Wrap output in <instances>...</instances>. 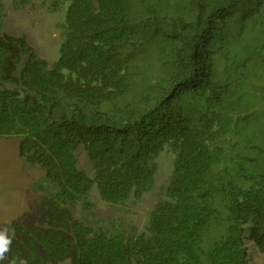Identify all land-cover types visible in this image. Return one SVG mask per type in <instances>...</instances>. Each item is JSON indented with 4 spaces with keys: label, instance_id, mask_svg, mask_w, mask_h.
Listing matches in <instances>:
<instances>
[{
    "label": "trees",
    "instance_id": "1",
    "mask_svg": "<svg viewBox=\"0 0 264 264\" xmlns=\"http://www.w3.org/2000/svg\"><path fill=\"white\" fill-rule=\"evenodd\" d=\"M64 1L50 62L6 30L0 0V138L43 169L29 210L0 224V264L264 253V0ZM166 149L172 172L145 228L104 216L92 190L117 207L140 198Z\"/></svg>",
    "mask_w": 264,
    "mask_h": 264
},
{
    "label": "rangeland",
    "instance_id": "2",
    "mask_svg": "<svg viewBox=\"0 0 264 264\" xmlns=\"http://www.w3.org/2000/svg\"><path fill=\"white\" fill-rule=\"evenodd\" d=\"M56 0H3L6 15V30L15 35H24L36 53L50 62L59 55L63 36V21L66 1L56 5ZM174 154L164 150L157 156V172L152 187L140 198H131L123 207L104 202L98 191L92 190L91 199L104 216H111L130 229L142 230L149 211L156 200L164 196L165 185L173 168ZM85 160L84 157L81 159ZM43 169L30 165L19 153V138H0V224L18 219L28 211L39 191L34 183L42 176ZM249 264H264V253L250 246Z\"/></svg>",
    "mask_w": 264,
    "mask_h": 264
},
{
    "label": "clouds",
    "instance_id": "3",
    "mask_svg": "<svg viewBox=\"0 0 264 264\" xmlns=\"http://www.w3.org/2000/svg\"><path fill=\"white\" fill-rule=\"evenodd\" d=\"M7 229L0 231V259L3 258V254L8 251L11 243L10 238L6 235Z\"/></svg>",
    "mask_w": 264,
    "mask_h": 264
}]
</instances>
